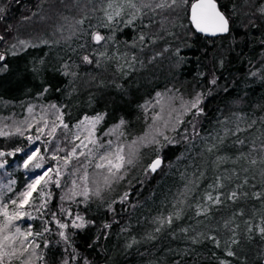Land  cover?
I'll return each instance as SVG.
<instances>
[{
	"label": "trees",
	"instance_id": "1",
	"mask_svg": "<svg viewBox=\"0 0 264 264\" xmlns=\"http://www.w3.org/2000/svg\"><path fill=\"white\" fill-rule=\"evenodd\" d=\"M70 1L80 6L67 11L62 5L68 0H0V26L11 27L16 37L0 60L1 119L28 120L52 108L73 133L86 117L102 116L87 152L92 195L82 193L74 211L62 190L52 197L34 192L20 219L27 227L35 215L33 244L21 247L25 261L11 264H263L264 0H217L231 23L230 32L218 37L192 29L184 0H136L140 11L131 25L125 21L133 10L126 9L107 28L108 0ZM49 8L64 10L61 29L52 35L37 23ZM95 32L113 39L97 44ZM197 94L193 129L182 133L180 124L191 123L193 113L181 112L170 126L179 138L140 143L149 126L165 127L154 119L159 97L172 98L171 114H178ZM34 128L0 132V152L13 153L0 168V186L12 179L9 195L40 172L23 166L38 147L28 138ZM111 129L115 134L108 138ZM39 142L43 163L52 166L47 142ZM130 144L135 147L128 157L137 164L117 171L113 186L93 185L96 176L108 175L101 153L113 146L124 153ZM157 155L165 165L153 174L147 165ZM64 208L73 216L65 218ZM75 212L83 215V228L74 227L81 223L72 222ZM57 221L68 225L67 240Z\"/></svg>",
	"mask_w": 264,
	"mask_h": 264
},
{
	"label": "rangeland",
	"instance_id": "2",
	"mask_svg": "<svg viewBox=\"0 0 264 264\" xmlns=\"http://www.w3.org/2000/svg\"><path fill=\"white\" fill-rule=\"evenodd\" d=\"M69 2H67V4L65 3L64 5H62L67 11L73 10L75 8H78L79 6L75 3V1L73 3H71L70 0H68ZM148 1V0H145ZM161 2H164L162 0H158ZM171 0H168V2H170ZM195 0H191L188 1L184 0L185 6L188 8V12H189V8L190 5L192 4V2ZM143 2V1H142ZM171 4H173V2H170ZM177 4V3H175ZM184 6V4H183ZM62 7V8H63ZM59 9V10H55L53 8H49L48 13L41 14L42 16L39 17V19H37V23L42 24V30H47L51 35L56 31V30H60L61 29V23H62V18H64V10ZM42 22V23H41ZM27 23L20 25L19 27L23 28ZM2 28V29H1ZM17 28V27H16ZM20 29V28H17ZM0 37H2V39H0V53H3V47H11L14 46L16 43L12 42V40L15 37V32H11V27H7L5 29V25L0 26ZM59 37V36H58ZM66 38H69L66 37ZM12 42V43H11ZM11 43V44H10ZM4 54V53H3ZM198 96V94H197ZM197 96H192L190 99L188 98L187 102H185L184 104V108H182L180 110V112L178 114H176L174 112V114H171V110L170 108H172V106H170L169 101L172 98H168L167 95L166 96H161L158 99V103L160 104L157 107V111L159 113H157V115H155L154 119L156 121H159L160 125L165 124L164 126H149L148 131H147V136H144L142 138V141L140 143H143L144 146H148L150 144L154 145L157 144L156 142L158 140L162 141H172L176 138H179L182 134H179V130L175 131L173 130V127L170 128L171 125H175L177 118L182 116L180 115L181 112L188 114V113H193V118L191 123H184V124H180L181 127H183V134L185 132H187L189 129H193L195 127V125L197 124V120H198V105L197 107H192V102L196 99ZM170 106V107H169ZM173 109V108H172ZM56 110L52 109V108H44L43 110H39V112L36 113H32L28 118V120H19V119H15L13 117H9V118H2L0 117V132H6L8 135L11 134H15L13 133L14 131H23L26 128H34V132L36 133H32L29 134L28 138H35L37 136H39L38 140V144L36 148L39 149L40 146V142L41 140H45L46 143V149L48 150L47 152H49V158H51L53 155H55L56 157H58V159L54 160L52 166L48 165V163H44V168L42 169H35L33 168V171L36 170H40L39 174H42L44 172L45 169L48 168H52L53 171L49 172V176L52 177V181L48 183L47 187H43V185H41L42 191L44 189H46L44 191V195L46 197L49 196H53V194L60 193V190H62V193H64L63 197L66 200V204L69 205L70 208H73L74 211H77V207H78V200L79 198H82V193L84 194L85 191H87V193L89 195H92V191L93 188H91L89 190L87 183H89L88 181V176H89V170H88V163L91 160V158L89 159V157H87V152L93 150L92 144H94V139L97 140V126L99 121H96L93 124V118H88L87 120H83L77 127L76 130H73V133L69 130H67L68 128L64 126H62V123L60 120H56L55 119V115H56ZM36 120H41L39 123H33ZM53 121V122H52ZM162 121V122H161ZM35 124V125H33ZM168 125V126H167ZM170 128L167 129L169 134L165 135V133L162 132V128ZM53 128H55V131L53 132ZM38 129H42V131H38ZM58 130V134L57 136L54 135L55 132ZM111 133L108 134V138H110L111 136H113L115 134V130L111 129L110 130ZM29 133V132H28ZM26 133V134H28ZM49 133H52V135H49ZM177 134V135H175ZM168 138H165V137ZM159 137V138H158ZM114 138V137H113ZM155 140V141H154ZM151 141H154L153 143ZM139 143V142H138ZM96 145H97V141H96ZM95 145V146H96ZM131 145V144H130ZM128 145L129 147H126L124 150V153L122 152L121 149H117V150H121L120 154L124 156V168H125V172H129V170H131V167L136 165V163H127V161L129 159H131L130 157H128V152L131 148L135 147L133 145ZM158 146V144H157ZM156 146V147H157ZM100 147V144L98 145V148ZM150 148V147H149ZM73 150H75V155H73ZM117 150L114 152V146L113 148H110L109 150H106L104 152L101 153L100 155V160L102 162H104V165H106V169L108 172L107 177L105 178V176H96L94 179L91 180V183H93V185H98L100 183H110L112 182L111 186H113L114 184V175H116L117 170L112 168L110 170V165H109V161H112L113 163L116 162V152ZM9 153H11L12 155H9ZM38 155H42L40 153H38ZM91 155V154H90ZM13 156V153L10 151L8 153H6L4 156H0V162L6 161L8 158H11ZM127 156V158H126ZM68 157L69 158V162L67 164H65V160L64 158ZM101 157H106V159H101ZM156 157H162L161 155H157L154 158H152L147 165V171L153 173L150 170V164L152 162V160H154ZM53 160V159H51ZM132 161V159H131ZM165 163H163L160 167L159 170L160 171L163 167H164ZM5 167V164H4ZM59 168V172H56V169ZM123 168V167H122ZM122 168L119 169L120 172H122ZM157 171V172H158ZM155 172V173H157ZM38 174V173H37ZM38 174V175H39ZM110 174H112V176L110 177ZM121 174H124L123 172ZM154 174V173H153ZM37 175H35L36 177ZM124 177V175L122 176ZM121 178V177H120ZM33 180V179H32ZM32 180H30L27 185L29 183L32 182ZM58 180L59 183H55V181ZM11 182L12 179H8V180H3V185L0 186V204H6L8 205V210L11 213L13 206L11 205L10 201L14 200L17 198L18 194L16 195H9L10 193V186H11ZM26 185V186H27ZM89 190V191H88ZM97 192L95 193H98ZM24 191V190H23ZM127 195V194H126ZM79 196V197H78ZM124 195H122L121 198H123ZM82 199L79 201L81 202ZM124 202V201H122ZM69 210L66 212V208H64L61 213L65 214V218H69L72 217L73 214L68 213ZM66 213L67 216H66ZM75 217H74V221H80L77 220L76 217L80 216L83 217V215L79 212H75ZM26 215L25 213V207L21 213V218ZM3 216H0V223L3 222ZM35 219V215L34 217H32L31 215V219L30 222L28 223L27 227H22L21 226V222L20 219L16 220L13 222V226L6 232L4 233L5 235H9V236H13L15 233V227L18 226L21 229V232H26L29 228H31V224L32 221ZM81 222V221H80ZM57 227H59V224L57 225ZM60 228V227H59ZM61 231H65L66 228H60ZM61 234V232H60ZM21 240L24 241L23 246L25 247H29L30 243L33 244V240H32V236H29L25 239V237L23 236H19V237H15L13 240L11 241H5V244L7 245L6 247V251L12 253V255L10 256H5L2 264H11V263H16V262H22L26 260V256L24 255V250L23 248H21Z\"/></svg>",
	"mask_w": 264,
	"mask_h": 264
},
{
	"label": "snow or ice",
	"instance_id": "3",
	"mask_svg": "<svg viewBox=\"0 0 264 264\" xmlns=\"http://www.w3.org/2000/svg\"><path fill=\"white\" fill-rule=\"evenodd\" d=\"M173 4L176 3V0H172ZM186 2V0H185ZM145 5H141V7H144ZM157 7H164L163 4H158ZM111 9V11H109ZM126 9H131L133 11L129 12L128 15L130 16L129 19L125 21L126 25H131L133 23V20L136 19V14L140 11V8L137 7L136 0H108L107 8L105 9V17L109 23L103 24L102 27L107 28L110 26V22H112L116 17H121ZM2 11V9H0ZM264 11V9H262ZM191 18L193 22L195 23V26L199 31L201 32H210L213 35H216L218 33H228L230 31L229 23H230V17L225 14V12L221 11V8L217 4V0H196V3L191 4ZM83 23V21H81ZM2 39V37H0ZM106 39L111 40L113 37H105L104 35H101L99 32H95L92 35V40L95 41L97 44H99L101 41H105ZM140 39H143V36L140 37ZM101 56L106 55L105 53H100ZM4 54L0 53V60H3ZM83 60L87 63H92V60L89 58V56H84ZM67 74V73H65ZM216 81L215 79L212 80V83L214 84ZM199 103V95L196 97V99L192 102V107H197ZM202 111V110H201ZM88 119L87 117L85 118ZM102 119V116H97L93 118V124L96 121H99ZM83 123V122H82ZM124 121L121 120V124H123ZM67 127V125H64ZM38 131H42V129H38ZM55 131V128L52 130ZM49 135H52V133H49ZM40 137L37 136L36 139H39ZM18 151H23L22 149H18ZM121 150H117L116 152V162L113 163L112 161H109L110 170L112 168L119 171L124 166V156L120 154ZM39 149L30 150L27 153V158L24 160V167L27 168L29 164L32 165L35 169H42L44 168V156L38 155ZM73 155H75V150H73ZM5 153L0 152V156H4ZM9 155H12L9 153ZM51 159L56 160L58 157L53 155ZM101 159H106V157H101ZM65 164L69 162V158L65 157ZM7 161L0 162V168L4 167V164H6ZM127 163L131 164L132 161L129 159ZM161 161L159 159H156L151 165L150 168L152 171H155L156 168L160 165ZM255 163V161H253ZM98 167H103V165H98ZM53 171L52 168L45 169L42 174L37 175L31 183H29L24 191L20 192L16 199L11 200L10 203L13 206V209L11 213L8 210V205L6 204H0V216H3V222L0 223V264H2V261L5 256H10L12 253L6 251L7 245L5 244V241H11L15 237L23 236L25 239L29 236H32L33 233L31 232V229L29 228L26 232H21V229L16 226L15 227V233L13 236L5 235L12 226L13 222L16 220L21 219V213L25 206L29 205L32 202L33 193L39 192L40 196L44 195V192L41 189V185L43 187H47L48 183L52 181V177L49 176V172ZM56 172H59V168L56 169ZM55 183H59L58 180L55 181ZM98 194V193H97ZM84 195L87 196V191L84 192ZM259 195V194H256ZM232 196L235 197L236 193H232ZM207 199L212 200L213 197L211 195L207 196ZM216 202H219V197H216ZM77 220H80L81 223L75 224L74 227L76 228H83L85 226V222L83 221V217L77 216ZM171 222L169 218V223ZM60 228H67L68 225L64 223H60L57 221ZM227 227V225H225ZM107 227V226H106ZM44 231H48L47 228L44 229ZM261 233H264V228L260 229ZM35 235L39 236L41 233H36ZM61 236L64 237L65 240L68 239L67 236L64 235V233H61ZM233 243H236L237 241H232ZM24 241L21 240V246H23ZM217 244L219 242L217 241ZM228 256L235 255L234 252L228 251ZM221 264H229L228 261H222Z\"/></svg>",
	"mask_w": 264,
	"mask_h": 264
},
{
	"label": "water",
	"instance_id": "4",
	"mask_svg": "<svg viewBox=\"0 0 264 264\" xmlns=\"http://www.w3.org/2000/svg\"><path fill=\"white\" fill-rule=\"evenodd\" d=\"M193 3H196V0L193 1L192 4H193ZM217 4H218V2H217ZM218 6H219V5H218ZM221 11H222V10H221ZM189 20H190V22H191L193 28H194L198 33L203 34V35H205V36H207V37H218V36H221V35H225V36H226V35L230 32V31H229L228 33H218V34H216V35H213V34H211L210 32H201V31H199V29L196 28L195 23L193 22V20H192V18H191V5H190V8H189ZM229 28H230V23H229ZM1 152L5 153V154L8 153L7 151H1ZM156 159H159V160L161 161V163H160V165L156 168L155 171H152L151 168H150V170H151L153 173L157 172V171L159 170V167L164 163V160H163L162 157H156L154 160H152L151 164H152ZM151 164H150V165H151ZM263 264H264V258H263Z\"/></svg>",
	"mask_w": 264,
	"mask_h": 264
},
{
	"label": "bare ground",
	"instance_id": "5",
	"mask_svg": "<svg viewBox=\"0 0 264 264\" xmlns=\"http://www.w3.org/2000/svg\"><path fill=\"white\" fill-rule=\"evenodd\" d=\"M190 24H191V22H190ZM191 27H192L193 30H195V29L193 28L192 24H191ZM230 30H231V23H230ZM195 32L198 33L196 30H195ZM199 34H200V33H199ZM202 35H203V34H202ZM204 36H205V35H204ZM206 37H207V36H206Z\"/></svg>",
	"mask_w": 264,
	"mask_h": 264
}]
</instances>
